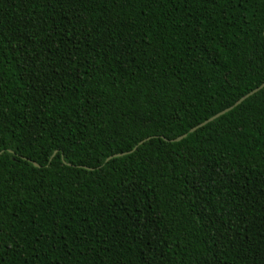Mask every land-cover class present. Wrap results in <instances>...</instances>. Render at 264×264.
Returning a JSON list of instances; mask_svg holds the SVG:
<instances>
[{"label":"trees","instance_id":"16d2710c","mask_svg":"<svg viewBox=\"0 0 264 264\" xmlns=\"http://www.w3.org/2000/svg\"><path fill=\"white\" fill-rule=\"evenodd\" d=\"M263 32L264 0H0V264H264V88L189 133Z\"/></svg>","mask_w":264,"mask_h":264},{"label":"water","instance_id":"95a60500","mask_svg":"<svg viewBox=\"0 0 264 264\" xmlns=\"http://www.w3.org/2000/svg\"><path fill=\"white\" fill-rule=\"evenodd\" d=\"M263 36H264V32H263ZM262 88H264V82H263L260 86H258L257 88L253 89L252 91L248 92L247 94H245L244 96H242L241 98H239V99H238V100H237L232 106H230V107H228V108H226V109H224V110H222V111L216 113L215 115L211 116V117L208 118L207 120H205V121H203L202 123L198 124L197 126L191 128V129L189 130V133L194 132L196 129H198V128L204 126V125H206L207 123L213 121L214 119H216V118L220 117L221 115L225 114L226 112L230 111V110L233 109L235 106H237V105L240 104L242 101H244L246 98H248L249 96H251V95H253L254 93L258 92V91L261 90ZM186 135H187V134H182V135H180V136H178V137H176V138L170 140V142H179L180 140H182L183 138H185ZM146 140H147V139H146ZM144 141H145V140L139 142L138 145L142 144ZM135 148H136V147H135ZM135 148H134L133 150H135ZM133 150H131L130 152H132ZM130 152L114 154V155H112V156L107 157V158L105 159V162H108V161H109L110 159H112V158L120 157V156H122V155H124V154H128V153H130ZM32 164H33L35 167H39V165L36 164L35 162H32ZM85 169L92 170V168H86V167H85Z\"/></svg>","mask_w":264,"mask_h":264}]
</instances>
